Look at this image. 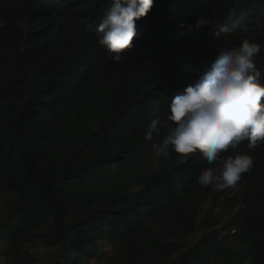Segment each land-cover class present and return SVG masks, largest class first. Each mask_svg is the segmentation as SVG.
Instances as JSON below:
<instances>
[{"label":"trees","instance_id":"obj_1","mask_svg":"<svg viewBox=\"0 0 264 264\" xmlns=\"http://www.w3.org/2000/svg\"><path fill=\"white\" fill-rule=\"evenodd\" d=\"M109 3L0 0L3 264H35L38 244L47 264H104L107 251L117 264H264V145L222 152L254 164L216 191L197 182L214 165L172 151L167 119L218 45L259 44L264 84V0H154L119 62L98 44Z\"/></svg>","mask_w":264,"mask_h":264},{"label":"clouds","instance_id":"obj_2","mask_svg":"<svg viewBox=\"0 0 264 264\" xmlns=\"http://www.w3.org/2000/svg\"><path fill=\"white\" fill-rule=\"evenodd\" d=\"M154 0H110L104 9L97 31L102 33L98 44L111 59L119 62L122 52L132 46L137 35L136 22L145 17ZM213 20L197 21V25L213 26ZM182 26V25H181ZM259 44L242 40L239 49L227 51L217 46L216 58L209 68L168 104L172 151L187 158L197 151L209 165L202 169L197 182L216 191L233 188L254 164L247 152H237L227 158L221 153L236 149L247 141L248 149L264 145V84L262 72L254 58L260 53ZM162 123L154 118L147 126L143 139L151 142L160 133ZM156 156H166L165 147L152 143ZM219 166H215L216 164Z\"/></svg>","mask_w":264,"mask_h":264},{"label":"rangeland","instance_id":"obj_3","mask_svg":"<svg viewBox=\"0 0 264 264\" xmlns=\"http://www.w3.org/2000/svg\"><path fill=\"white\" fill-rule=\"evenodd\" d=\"M209 207V203H205L203 205V209H207ZM197 238V236H194L193 238L190 239V242L194 241ZM106 250H109V248H106ZM30 254H32L36 258V263L35 264H47V258L48 255L51 253V250L44 247L43 245L38 244L36 247L31 248L29 250ZM106 259L104 261V264H117L116 259L111 256V252L107 251ZM1 254V251H0ZM0 264H3V259L0 255Z\"/></svg>","mask_w":264,"mask_h":264}]
</instances>
